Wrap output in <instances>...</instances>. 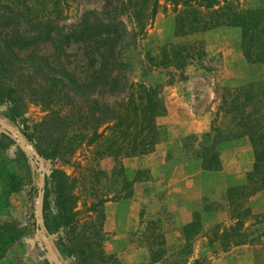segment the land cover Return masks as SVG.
I'll return each instance as SVG.
<instances>
[{
	"label": "rangeland",
	"instance_id": "rangeland-1",
	"mask_svg": "<svg viewBox=\"0 0 264 264\" xmlns=\"http://www.w3.org/2000/svg\"><path fill=\"white\" fill-rule=\"evenodd\" d=\"M115 4L113 1L111 5ZM65 5L60 24L73 23L84 11H103L102 0H65ZM232 5L240 10L255 9L263 7L264 0H232ZM111 16L120 20L127 32L124 88L114 96L75 89L73 83L80 85L87 80L90 70V62L76 44L62 46L60 51L48 43L38 44L34 50L18 52V61L11 59L8 70L0 71V87L12 89V101L0 105V119H8V110L14 107L12 125L25 126L26 134L32 136L22 142L6 127L15 142L0 150V192H7L4 201L0 195V222L14 223L23 233L7 249L0 264H38L40 260L37 231L32 223L39 221L40 210L35 215V209L37 197L40 208L41 187L34 198L29 190L30 169L16 149L23 152L20 146L37 164V189L39 179L42 186V176L49 170L62 172L70 181L76 232L83 229L82 237L90 238L92 231H98L94 238L108 259L104 264H191L194 260L205 264H264L263 239L227 250L216 242L206 243L212 227L232 223L225 191L243 185L251 168L247 138L242 136L216 147L220 167L215 172L204 173L199 161L191 156L204 133L211 127L226 126L216 114L222 89L264 83V63H244L237 28L217 27L174 37L172 6L162 0L142 29L128 11ZM167 44L191 46V57L183 67L154 65L152 59ZM31 53L43 57L46 67L42 71V63L36 64L38 60L30 58ZM62 71L73 78L72 83L65 78L61 84L48 81L60 80ZM138 85L155 90L163 106V114L154 121L157 144L148 154L113 159L103 154L105 140L92 138L93 132L100 133L103 128L96 129L94 119L103 112L102 121H108L110 111H118L125 103L128 86L132 90ZM53 91L60 93L50 101L53 97L49 92ZM109 134L108 131L102 136ZM38 143L52 155L39 157L35 148ZM152 152L155 158L147 160ZM102 199L105 202L91 210ZM242 201L250 215L264 214V188ZM194 212H200L201 229L185 243L181 229ZM245 221L243 227H249L250 217ZM263 230L264 224L248 232L256 235ZM160 239L164 258L149 263L147 247L151 245L155 250Z\"/></svg>",
	"mask_w": 264,
	"mask_h": 264
},
{
	"label": "trees",
	"instance_id": "trees-1",
	"mask_svg": "<svg viewBox=\"0 0 264 264\" xmlns=\"http://www.w3.org/2000/svg\"><path fill=\"white\" fill-rule=\"evenodd\" d=\"M102 1V12L84 11L73 23L60 24L66 6L65 0H0V71L8 70L11 59L18 61L16 58L18 52L34 50L38 44L48 43L57 51H60L62 46L76 44L81 46L83 57L90 62V70L87 80L80 85L73 83L75 89L83 90L82 92L85 93L95 92L98 95L105 92L112 96L121 92L124 88V73L127 67L123 58L127 32L123 23L111 15L128 11L134 23L142 29L152 20L159 0ZM113 1H116L114 6L111 5ZM162 1L172 6L174 37H184L217 27L237 28L240 32L239 50L244 63L250 65L264 63V6L240 10L232 5V0ZM189 47H191L189 44L163 45L152 61L155 66L183 67L191 57ZM30 58L37 59L36 64L39 66L44 60L43 57L32 56V53ZM93 63L95 66H92ZM45 67L46 64L42 63L39 71ZM50 71L52 72V68ZM63 78L70 83L73 81L65 71L61 72L60 80L54 81L50 78L48 81L61 84ZM11 93V88L0 87V105L12 101ZM49 93L53 97L50 101H54L60 92ZM124 99L125 103L120 105L118 111H106V114L109 111L112 114L108 121H102L103 112L94 119L96 129L103 128L100 133L93 132L92 138L104 139L103 154L113 159L150 153L158 141L155 118L164 112L162 103L152 88L138 85L131 90L128 86ZM14 109V107L10 108L9 118H1L0 123L11 128L15 137L26 142L27 138L32 136L26 134L25 126L12 125ZM96 112L99 113L98 110ZM216 114L220 119L225 120L226 126L223 129L211 127L208 133L201 136L198 149L191 154L199 161L201 170L217 171L220 161L216 147L222 142L242 136L247 138L252 156L251 168L246 173L244 184L227 188L225 191V201L230 208L229 220L232 223L227 227H212L211 237L206 242L207 245L216 242L219 248L227 250L236 246L250 245L259 239L264 240V230L256 235L248 232L249 229L264 224V214L250 215L249 210L242 206V200L246 195L250 196L264 188V83L251 82L234 89H222ZM108 131L109 136L103 137L102 134ZM11 141L13 144L15 138L0 126V150L10 145ZM35 148L41 158L52 155L51 150L46 151L40 143ZM16 149L30 169L32 180L29 190L35 198L38 194L35 186L37 164L32 155L24 154L17 147ZM42 179L39 221L32 223L37 231V248L40 249H38L40 252L38 264L106 263L108 259L100 251L99 240L94 238L98 231H92L90 238L82 237L83 229L76 232V215L72 211L75 197L67 177L58 170H49L43 174ZM17 187L16 183L15 188ZM6 193L0 192L3 201ZM104 200L94 203L91 210L97 209L105 202ZM204 210L206 207H203ZM199 217L200 212H194L191 221L182 227L181 235L185 243L200 231ZM248 217L251 223L245 228L243 226ZM153 224V222L149 223V225ZM22 234V230L18 229L16 224L0 222V259L11 245L22 237ZM162 245L163 241L160 239V242L155 244V250H152L151 245L147 247L149 263H156L164 258ZM191 264L205 263L194 260Z\"/></svg>",
	"mask_w": 264,
	"mask_h": 264
},
{
	"label": "water",
	"instance_id": "water-1",
	"mask_svg": "<svg viewBox=\"0 0 264 264\" xmlns=\"http://www.w3.org/2000/svg\"><path fill=\"white\" fill-rule=\"evenodd\" d=\"M0 126H1L3 129L7 130V128H6L5 126H3V125H1V124H0ZM10 133H11L12 135H14L12 132H10ZM18 141H19V140H18ZM20 148L22 149V151H23L25 154H27L26 150L23 149L22 146H20ZM27 155H28V154H27ZM40 187H41V179H39V184H38V194H39ZM38 209H39V197H37V200H36L35 215L38 214ZM46 258H47L48 261H50L48 257H46Z\"/></svg>",
	"mask_w": 264,
	"mask_h": 264
},
{
	"label": "crops",
	"instance_id": "crops-1",
	"mask_svg": "<svg viewBox=\"0 0 264 264\" xmlns=\"http://www.w3.org/2000/svg\"><path fill=\"white\" fill-rule=\"evenodd\" d=\"M158 156H159V155H158ZM146 157H148L147 160L152 159V158H155V156H154V152H152L149 156H146ZM204 173H209V172H205V171H204Z\"/></svg>",
	"mask_w": 264,
	"mask_h": 264
}]
</instances>
